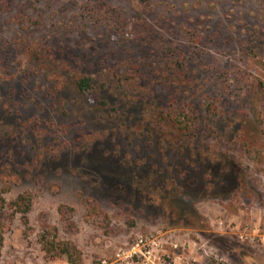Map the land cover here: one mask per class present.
Here are the masks:
<instances>
[{"label":"rangeland","instance_id":"374dc122","mask_svg":"<svg viewBox=\"0 0 264 264\" xmlns=\"http://www.w3.org/2000/svg\"><path fill=\"white\" fill-rule=\"evenodd\" d=\"M10 4L0 264H71L39 243L50 232L74 264H94L154 231L182 260L192 240L201 264H264V0ZM73 72L93 76L94 94ZM19 195L25 216L10 206Z\"/></svg>","mask_w":264,"mask_h":264},{"label":"built area","instance_id":"2783aa9c","mask_svg":"<svg viewBox=\"0 0 264 264\" xmlns=\"http://www.w3.org/2000/svg\"><path fill=\"white\" fill-rule=\"evenodd\" d=\"M181 247L182 244L169 233H137L132 243L114 248L110 256H103L94 264H188L178 255ZM200 249L207 257L210 255L205 245H201Z\"/></svg>","mask_w":264,"mask_h":264},{"label":"trees","instance_id":"16d2710c","mask_svg":"<svg viewBox=\"0 0 264 264\" xmlns=\"http://www.w3.org/2000/svg\"><path fill=\"white\" fill-rule=\"evenodd\" d=\"M141 1H144V0H141ZM10 6H11L10 0H0V8L7 10ZM30 29H33V28H29V30ZM150 40L151 39H148V37H147V40H145V41L149 42ZM156 41H158V40H156ZM155 47L158 49V51L163 52L161 49H164L165 47H167V44L160 46V45H158L157 42H155ZM173 59H175L177 61L176 58H173ZM171 63H173V61L169 62L170 66H171ZM164 66H166V64ZM182 67H183L182 64H178L177 67H170L168 69H169V72L172 74V77H174ZM168 69L165 68V70H163V71L166 72V70H168ZM161 73H163V72H161ZM71 77H72V85L74 86V88L76 89V91L78 93L87 94V95L94 94L95 85H94L93 76L73 72ZM177 79H179V78L177 77ZM177 79H175V80H177ZM171 119L173 121H177L176 116H174V115L171 116ZM176 123L179 124L181 122L177 121ZM4 206H5V201L2 198L1 193H0V215L2 214ZM10 206L15 207V210L17 212H19L22 216H25L30 210L31 199L28 196L19 195L13 202L10 203ZM2 242H3V227L0 225V249L2 246ZM39 243L42 245L43 249L46 252H48V253L54 252L55 253L54 254L55 256H53L54 258H57V256H60V255H66V257L69 260V263H71V264L77 263V260L78 261L80 260L79 258H74L75 256L78 255L76 248L72 244H69V243H63V242L58 243L56 234H54L52 232H50L49 237H46L44 234L41 235L39 237ZM75 259H77V260L75 261Z\"/></svg>","mask_w":264,"mask_h":264},{"label":"crops","instance_id":"0c3cea01","mask_svg":"<svg viewBox=\"0 0 264 264\" xmlns=\"http://www.w3.org/2000/svg\"><path fill=\"white\" fill-rule=\"evenodd\" d=\"M196 242L189 240L183 248V260L188 264H201L202 258L196 250Z\"/></svg>","mask_w":264,"mask_h":264}]
</instances>
